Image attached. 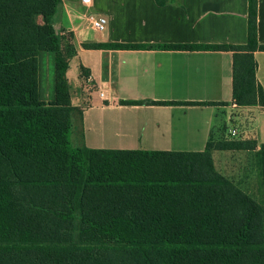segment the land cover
<instances>
[{"label":"trees","instance_id":"obj_1","mask_svg":"<svg viewBox=\"0 0 264 264\" xmlns=\"http://www.w3.org/2000/svg\"><path fill=\"white\" fill-rule=\"evenodd\" d=\"M248 1L245 44L158 47L231 52L232 102L264 106L253 57L264 46L256 42V0ZM59 3L0 0V264H264V211L211 157L255 141H209L200 152L71 146L66 73L76 50L70 32L61 49L52 26ZM44 55L54 65L51 100L39 86Z\"/></svg>","mask_w":264,"mask_h":264},{"label":"crops","instance_id":"obj_2","mask_svg":"<svg viewBox=\"0 0 264 264\" xmlns=\"http://www.w3.org/2000/svg\"><path fill=\"white\" fill-rule=\"evenodd\" d=\"M248 0H61L55 23L72 33L76 56L88 71L91 103L80 115L81 145L95 150L200 152L207 142L244 140L250 150L212 151L215 170L264 211V106L232 102V53L170 50L163 44L243 45ZM102 15L106 30L90 29L86 15ZM256 42L264 46V0H256ZM139 44L144 49L87 48L84 44ZM255 77L264 97V51H255ZM70 70V69H69ZM68 70V71H69ZM99 92L103 97H99ZM154 101L158 104H122ZM198 103V104H197ZM250 122L228 136L238 118ZM248 125V126H247Z\"/></svg>","mask_w":264,"mask_h":264},{"label":"rangeland","instance_id":"obj_3","mask_svg":"<svg viewBox=\"0 0 264 264\" xmlns=\"http://www.w3.org/2000/svg\"><path fill=\"white\" fill-rule=\"evenodd\" d=\"M61 1V0H60ZM60 3L58 4V6ZM58 6L56 7V11L54 13V16L56 15V12L58 10ZM54 16L51 20L52 26L55 29V32L57 33V36L59 37L61 41V49H64V44L66 45L68 41V30L63 27L62 23H60V20L58 23H55ZM73 42V38H72ZM78 68V66H77ZM70 69V70H69ZM69 71H67V84L69 86V93H70V106L73 107V110L71 112V133L69 136L71 146L74 147H81V142L79 140L80 135V115L83 109L87 108V106L92 101L93 96V85L91 81L88 79L86 73L83 72V70H80L78 68V76L75 75V65L72 64L71 68L69 65ZM54 65L52 61L51 55H44L40 60V73H39V86L41 89V92L46 100H51L54 93ZM247 122H250V119L248 118H238L235 125H232L236 128L239 127H246ZM248 126V125H247ZM246 129V128H245ZM246 139L244 141H254L253 138L248 135L244 136ZM236 139V138H234ZM145 150V149H141ZM147 151H154V150H147ZM159 151V150H158ZM54 205V202H52ZM67 251H71L70 249L63 251L65 254H67ZM75 252H82L81 250H74ZM106 252L109 256H122L123 259L125 258L121 252L112 251L109 250H97L98 253Z\"/></svg>","mask_w":264,"mask_h":264},{"label":"built area","instance_id":"obj_4","mask_svg":"<svg viewBox=\"0 0 264 264\" xmlns=\"http://www.w3.org/2000/svg\"><path fill=\"white\" fill-rule=\"evenodd\" d=\"M80 3L84 7L90 6L91 0H80ZM86 23L90 29L96 33H102L106 30L107 19L99 14L96 15H86ZM99 97H103V93L99 92ZM228 136L232 139L239 137L240 133L236 127L230 128L228 131Z\"/></svg>","mask_w":264,"mask_h":264}]
</instances>
